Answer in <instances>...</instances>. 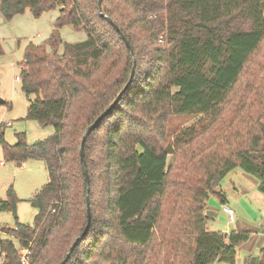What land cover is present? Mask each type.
Listing matches in <instances>:
<instances>
[{
    "label": "trees",
    "instance_id": "trees-1",
    "mask_svg": "<svg viewBox=\"0 0 264 264\" xmlns=\"http://www.w3.org/2000/svg\"><path fill=\"white\" fill-rule=\"evenodd\" d=\"M100 1L0 0L6 21L59 10L19 64L26 120L53 134L10 144L0 126L7 162L48 172L35 225L0 232L4 264L21 250L28 264H238L252 232L210 231L206 210L211 196L227 204L217 189L236 169L264 195V0ZM65 26L86 40L64 42ZM181 114L201 119L170 144ZM19 201L11 186L0 210Z\"/></svg>",
    "mask_w": 264,
    "mask_h": 264
},
{
    "label": "rangeland",
    "instance_id": "rangeland-1",
    "mask_svg": "<svg viewBox=\"0 0 264 264\" xmlns=\"http://www.w3.org/2000/svg\"><path fill=\"white\" fill-rule=\"evenodd\" d=\"M59 17V10L45 12L40 18H34L29 10L16 16L11 21H6L0 12V42L4 57L0 67V97L7 103L18 102L23 95L19 76L21 68L19 63L20 52L23 54L25 45L29 42L42 44L45 42ZM64 42L75 44L86 40L85 31H77L71 26L61 30ZM0 55V56H2ZM18 78V79H17ZM25 97V96H24ZM1 99V100H2ZM27 108V106H26ZM14 108L9 105H0V122L14 124L5 128V139L10 144L17 142V133H25L27 141L33 143L43 140L53 134L52 127H42L35 121L17 119L13 121ZM201 116L187 114L171 116L167 121L168 141L172 144L175 138L184 129L195 124ZM171 157L169 158V160ZM0 199H7V190L13 186L19 202L16 213L0 210V230L15 227L17 222L34 226L39 209L31 200L36 192L48 182V172L44 164L38 161H28L23 167L15 162H7L0 146ZM258 181L245 174L240 169L234 170L221 183L217 189L228 200V206L234 211V222L223 212L222 204L217 196H211L207 202L206 214L209 220L210 231H237L252 232L250 241L238 249V264H246L250 257L260 256L264 248V195L257 188ZM16 246H19L16 243Z\"/></svg>",
    "mask_w": 264,
    "mask_h": 264
},
{
    "label": "crops",
    "instance_id": "crops-1",
    "mask_svg": "<svg viewBox=\"0 0 264 264\" xmlns=\"http://www.w3.org/2000/svg\"><path fill=\"white\" fill-rule=\"evenodd\" d=\"M30 43H33V44H36V45H39L38 43H34V42H29V44ZM29 44H27V45H25V47H24V51H25V49H26V47L29 45ZM24 51H23V54H21V52H20V59L21 60H23V58H24ZM3 57H4V55H2V56H0V67H2V64L3 63H1V60L3 59ZM21 63V62H20ZM19 63V64H20ZM18 79V78H17ZM20 81V80H19ZM21 89H22V85H21ZM25 96V94L23 93V95H21L19 98V100H18V102H11V103H7L6 101H5V105H9L11 108H14V112H13V117H12V119H13V121H16L17 119H26V116H27V109H28V100H27V98H26V96ZM0 99H2L1 97H0ZM2 100H4V99H2ZM26 106H27V108H26ZM8 123H11V126H9V127H13L14 126V124L12 123V121L11 122H8ZM4 125L5 127H3V134H4V137H5V128L6 127H8L7 125H5V122H0V126L1 125ZM52 135V134H51ZM39 141V140H38ZM36 142V141H35ZM35 142H33V143H35ZM29 143V142H28ZM33 143H29V144H33ZM37 162V161H36ZM1 163V162H0ZM4 163V165H1V166H5V162H3ZM39 163H42V162H39ZM18 164V166H20V167H23V165L25 164V163H17ZM42 164H44V163H42ZM45 166V165H44ZM42 188V187H41ZM39 191V190H38ZM227 199V198H226ZM226 205H228V200H227V204ZM0 232H1V230H0ZM227 232H229V231H227ZM4 236V235H3Z\"/></svg>",
    "mask_w": 264,
    "mask_h": 264
},
{
    "label": "built area",
    "instance_id": "built-area-1",
    "mask_svg": "<svg viewBox=\"0 0 264 264\" xmlns=\"http://www.w3.org/2000/svg\"><path fill=\"white\" fill-rule=\"evenodd\" d=\"M8 127L11 126V123L6 124ZM0 165H4L3 162L0 163ZM223 212L227 214L230 218V222H234V211L228 206V205H223ZM22 254V264H28L29 263V251L28 250H21ZM6 253L3 251H0V264H4L6 262Z\"/></svg>",
    "mask_w": 264,
    "mask_h": 264
},
{
    "label": "water",
    "instance_id": "water-1",
    "mask_svg": "<svg viewBox=\"0 0 264 264\" xmlns=\"http://www.w3.org/2000/svg\"><path fill=\"white\" fill-rule=\"evenodd\" d=\"M101 2H102V0L100 1V3H101ZM128 45H129V44L127 43V46H128ZM122 94H123V92L118 96V100L121 98ZM5 104H6L5 101H3V100L0 99V105H5ZM97 124H98V123L96 122L94 125H92V126L88 129V133L91 132V131H93V130L95 129V127H96ZM85 138H86V137H84L83 142H82V148H83L84 143H85ZM82 161H83V158H82ZM83 164H84V163H83ZM84 168H85V164H84ZM85 169H86V168H85ZM85 175H86V177H87V173H86V171H85ZM87 181H88V178H87ZM87 208H88V218H89V221H90L89 197H87ZM78 240H79V239H78ZM78 240H76V242H75L73 248H75V246L77 245ZM69 256H70V253L68 254V257H69Z\"/></svg>",
    "mask_w": 264,
    "mask_h": 264
}]
</instances>
